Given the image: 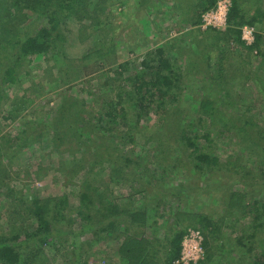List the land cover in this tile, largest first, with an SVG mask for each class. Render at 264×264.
<instances>
[{"label":"trees","instance_id":"1","mask_svg":"<svg viewBox=\"0 0 264 264\" xmlns=\"http://www.w3.org/2000/svg\"><path fill=\"white\" fill-rule=\"evenodd\" d=\"M157 1L136 0L134 10L151 9L161 21ZM107 2L0 0V107L9 103L5 118L15 120L30 103L23 95L9 97L6 88L20 83L31 62L51 65L53 82L64 86L51 113L21 118L15 135L0 137V193L14 199L5 211L11 217L0 230V264H57L51 256L64 249L69 258L60 264H94L92 256L73 253L82 242L67 243L76 238L73 224L90 233L89 243H114L119 264H174L188 227L203 235L204 257L194 264H264V126L250 110L239 108L233 95L251 75L253 51L260 64L252 77L264 90V1L231 0L225 27L201 30L202 14L216 0H177L168 29L179 36L171 38V45L147 51L131 72L128 61L117 63L114 71L104 68L114 62L111 38L98 40L77 58L66 54L69 23L77 24L81 43L95 30L103 32L110 25L101 20L105 15L110 21ZM243 25L256 28L250 46L241 39ZM75 84L89 95L87 100L73 95ZM188 89L191 111L185 102ZM231 133L249 161L254 158L251 165L239 154L221 160L211 150ZM119 135L126 145L143 140L155 152L154 169L142 162V154L124 150L116 141ZM32 146L57 155L65 172L82 170L73 206L66 193L15 195L5 184L4 160ZM100 171L130 185L122 202L110 201L107 189L97 186ZM181 174L185 178L177 180ZM70 178L65 174V186L75 183ZM201 193L219 210L197 209ZM170 203L175 206L165 218ZM12 216L21 217L20 224L31 219V227L11 223ZM226 241L240 251L234 260Z\"/></svg>","mask_w":264,"mask_h":264},{"label":"rangeland","instance_id":"2","mask_svg":"<svg viewBox=\"0 0 264 264\" xmlns=\"http://www.w3.org/2000/svg\"><path fill=\"white\" fill-rule=\"evenodd\" d=\"M135 1L136 0H108L105 5V10L110 21L105 19V15L101 20L104 21L105 26H108L109 24L110 25L105 27L103 32L95 30L92 36L85 39V41L82 43L77 39V24L69 23L68 31H65L68 36V43L65 44L66 54L69 57L77 58L85 50L96 44L98 40H106L107 38H111L116 44L115 55L113 58H111V60L114 62L109 65L104 64V68H110L111 71H114L117 69V63L128 61L131 67V69L129 68L128 71L131 72V70L138 69L139 62L147 51L152 50L154 47H157L160 44L171 45V38H177V36H179V34L168 29L169 26L174 22L172 20V10L173 8L177 7V0L157 1L159 5L157 8H160L164 14V19L161 21H159L157 17H155V15L150 11L151 9L148 11L139 10L138 12H135ZM149 1L156 2V0ZM145 6L146 5H144V7ZM162 13L161 15L163 16ZM153 17H155V22L151 21ZM158 21L159 23H157ZM85 23H87V21H85ZM199 28L201 30H206L207 28L211 27L202 28L199 26ZM215 29L222 30L223 27ZM186 33L187 32L185 31L180 35H186ZM253 53L255 55L253 54V57H251V64L249 67V70H251V73L249 74L251 75L245 79L246 84L244 85V89L240 90L238 88L239 90H236L237 94H235L236 92L233 91L235 92L233 95L236 96L237 106H239V108H247L250 110L251 114H255V117L262 128L264 126V90L260 88L259 82H257L252 77V72L254 69L256 70L260 64L259 56L256 55L255 51H253ZM232 57L237 59L236 56L231 55V58ZM182 58L183 57L180 59ZM183 62L186 63L184 60ZM25 69L28 71V74L21 73L20 83L16 86H8L6 88V93L9 97L14 95L19 97L23 95L26 99L30 100V103L26 109L21 111L20 115L15 120L5 118L6 109L8 108L9 103H4V105L0 107V137L6 132H10L12 135H15L18 129H20V122H23L21 118L27 121L32 120L35 117L51 113L52 109L58 102L60 91L62 87H64L59 83L57 84L53 82L56 72H52L51 65L45 63L42 60L31 62L25 67ZM91 70L92 69L89 71ZM52 73H54V75ZM72 93L73 95L86 100L89 98V95H86L85 90L81 87V85L79 86L75 84L72 88ZM184 94L185 102H188L186 104L189 105L191 111L192 105L190 106L188 97H186L189 94V89ZM194 112L195 110L192 112V114ZM233 134L234 133H231V136L226 137L225 139L222 137L217 139V142L211 145V150L218 154L221 160L227 159L228 156L239 154V156H242L244 163L247 162L248 165H251V161H254V158L250 157V160H252L249 161L248 154L241 149V146L237 141L238 139H234ZM116 141L121 145L122 148H124V150L133 149L134 153L142 154V162L144 164L149 163L148 166L154 169L155 158L153 156L155 152H153V150L150 151L147 144H145L143 140L136 138L134 143L131 145H126L124 136L122 137L119 135ZM56 156L57 155L55 154L49 155V153L37 146H32L31 149H25L22 153L19 152L18 155L15 156L10 162H6L4 160V172L6 171V174L3 176V180H5V184H9V187H11L15 195H19L21 191L25 193V196L38 195L40 197H52L66 193L68 195L69 205L73 206V203L77 197L76 194L78 185L81 183L80 181L82 178L84 179V173L82 170L74 174L68 170L65 172L59 169L55 161ZM100 173L101 174L98 175L95 180L97 186L102 188L105 187V190L107 189V195L110 198V201L113 202L116 198H119L120 202H122L131 192L129 189L130 185L121 180H113L108 176V172L106 173V171H100ZM65 174H69V177L72 178L70 179L73 183L75 182V185L71 183L67 186L64 185L63 182ZM184 178V174H181L179 177L177 176V180H183ZM172 183L173 182H171V184ZM3 194L4 193H0V230L6 228L7 218L11 217L9 214L5 213L8 208H6V206L9 203V200H14L12 197H9L10 199H3ZM195 201L197 202V209L201 207H204L207 211H213L217 209V202L215 200H211L209 197H207V195H205V193H201L199 198ZM174 206L175 205L173 203L167 205L165 208V218L171 214V209ZM180 208L182 210L188 209L187 206H181ZM193 208L194 210H197L195 207ZM214 213L216 215L221 214V212L217 213L215 211ZM8 220L17 226L24 225L25 227H31V219H26L22 224H20L22 222L21 217L12 216V218ZM81 227L82 226L80 225L73 224L72 234L75 235L76 238L73 236L72 238L67 239V243L74 241H80V243L82 242V245L80 246L81 250L76 248L73 253L80 254L81 258L83 257L87 259L92 256L90 257V260L94 261V264H119L120 258L116 254L114 243L109 241L106 242V240H98L94 241V243H89L90 233L81 232ZM189 228L192 227H188L187 229ZM225 232H227L228 235L231 233L230 229L226 230ZM67 243L65 244L67 245ZM231 243L232 242L226 241L225 245L227 248H232V253H229L228 257L229 259L234 260L237 258L240 251L234 248ZM64 250L59 251V254H57L59 257L51 254L54 262H56L55 257L57 258V264H60V260L62 261L65 258H69V254L66 251L64 252ZM174 264H176L175 261Z\"/></svg>","mask_w":264,"mask_h":264},{"label":"built area","instance_id":"3","mask_svg":"<svg viewBox=\"0 0 264 264\" xmlns=\"http://www.w3.org/2000/svg\"><path fill=\"white\" fill-rule=\"evenodd\" d=\"M230 5L231 0H216L214 7L202 14V21L199 26L202 28H224L226 26V14ZM240 29L241 39L244 43L247 45L253 44L255 28L243 25ZM202 243L203 235L198 228L187 229L181 241L180 255L175 260V263L191 264L203 259L204 248Z\"/></svg>","mask_w":264,"mask_h":264}]
</instances>
